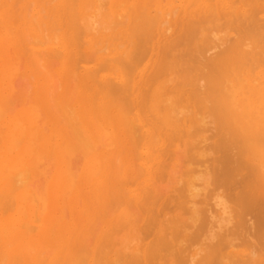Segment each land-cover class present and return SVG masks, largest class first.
Here are the masks:
<instances>
[{
  "label": "bare ground",
  "instance_id": "obj_1",
  "mask_svg": "<svg viewBox=\"0 0 264 264\" xmlns=\"http://www.w3.org/2000/svg\"><path fill=\"white\" fill-rule=\"evenodd\" d=\"M0 264H264V0H0Z\"/></svg>",
  "mask_w": 264,
  "mask_h": 264
},
{
  "label": "rangeland",
  "instance_id": "obj_2",
  "mask_svg": "<svg viewBox=\"0 0 264 264\" xmlns=\"http://www.w3.org/2000/svg\"><path fill=\"white\" fill-rule=\"evenodd\" d=\"M24 3H25V2H24ZM19 4L22 5V2H20ZM19 7H20V6L18 5V8H19ZM40 18H41V17H40ZM24 77H25V76H22V77L20 76V78L18 77L19 79L16 77V78L18 79V80L16 79V80H17L16 83H17V82L19 83V84H16V86H18V88H16V90L18 91V94H17V95H14V96L17 98V100H15V97H12V100H14L15 103L18 102V104L15 105V107H18V108H19V107H22V106H21V105H22L21 101H22V99H23L22 96H19V94H20V95H23V93H24V94L27 93L28 95L30 94V95H29V98L31 97V94L33 95V87L29 86L30 89H28V86L26 85V84L29 85V83H30L31 80H29V79L26 78V77H25V79H24ZM20 80L22 81L21 83H20ZM26 80H28V81H26ZM25 82H26V83H25ZM24 83H25V84H24ZM22 84H23V85H22ZM21 85H22L23 87H22ZM25 85H26V87H25ZM19 86H20V87H19ZM24 87H25V88H24ZM27 89H28V92L30 91L29 93L27 92ZM11 96H12V94L10 95V98H11ZM18 98H20V99H18ZM19 100H20V102H19ZM30 100H31V99H30ZM30 100H29V101H30ZM165 186H167V185H165ZM169 186H170V185H169ZM163 187H164V185H163ZM164 188H165V187H164ZM167 188H169V187L167 186ZM167 188H166V189H163V191H162L163 194H165V195H167L166 193H168V192H167ZM170 188H171V187H170ZM167 202H168V203H167ZM166 203H167V204H166ZM164 205H166V206H164ZM168 205H171V203H169V200H168L167 198H165V201H164V203H163V206H164L163 209H164V211H166V212H167V210H169V209H168V207H169ZM171 206H172V205H171ZM171 206H170V208H172ZM165 207H167V208H165ZM165 209H167V210H165ZM172 209H173V208H172ZM169 211H170V210H169ZM171 211H172V210H171ZM171 211H170V212H171ZM170 212H167L166 214H167V215H171L172 212H171V213H170Z\"/></svg>",
  "mask_w": 264,
  "mask_h": 264
}]
</instances>
